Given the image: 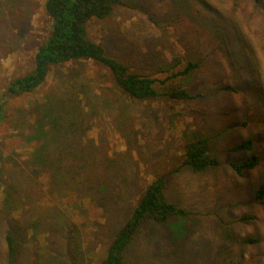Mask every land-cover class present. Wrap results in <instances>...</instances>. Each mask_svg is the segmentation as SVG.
Masks as SVG:
<instances>
[{"label":"rangeland","instance_id":"rangeland-1","mask_svg":"<svg viewBox=\"0 0 264 264\" xmlns=\"http://www.w3.org/2000/svg\"><path fill=\"white\" fill-rule=\"evenodd\" d=\"M44 1L0 0V264H100L144 186L181 163L195 134L220 164L183 167L166 189L194 214L143 225L123 264H264V199L254 195L264 184V0H122L89 22V37L132 69L197 60L185 82L201 96L180 101L129 98L89 59L10 91L48 33ZM73 101L80 115L62 114ZM67 126L77 130L60 150L79 160L44 143ZM248 138L260 162L237 173L253 151L234 146Z\"/></svg>","mask_w":264,"mask_h":264},{"label":"trees","instance_id":"trees-1","mask_svg":"<svg viewBox=\"0 0 264 264\" xmlns=\"http://www.w3.org/2000/svg\"><path fill=\"white\" fill-rule=\"evenodd\" d=\"M121 3L122 0H45L44 10L50 20L48 33L36 50L32 71L11 81L10 91L32 92L44 83L51 65L77 59H89L105 67L114 86L134 100L149 101L164 96L180 101L201 96V93L193 92L185 82V79L200 65L197 60L188 58L184 63L180 61L172 64L162 63L153 71H140L132 69L122 58L108 54L103 44L89 37V22L94 18H106L112 13L114 7ZM62 108L61 113L64 115L70 114L71 111L76 116L80 115L78 102L73 101L70 110L65 103L61 106ZM48 114L51 113L48 112ZM40 130L44 131V128L40 127ZM76 130L69 126L61 127L60 131L53 130L52 132H56L58 137L54 135L51 140L45 137L44 143L50 142L49 145L53 143L55 146L51 152L50 147L44 152L46 154L50 152L52 156L56 154L60 160L67 155H72L73 159L82 158L84 154L81 152L73 156L75 148L71 154L64 152L62 155L61 142L58 141L63 137L72 141L71 136ZM65 147L69 151L70 148L72 149L71 143L65 144ZM234 148L253 151L246 158L244 165H234L237 173H241L244 167L253 169L259 164V155L254 152L255 145L252 139H245ZM182 157L177 167L162 171L144 186L139 194L138 202L113 234L100 264H123L124 253L129 248V243L146 223L153 222L161 225L168 223L173 216L187 217L194 214L170 200L166 190L167 178L183 167L200 172L219 165L220 161L212 153L210 138L199 134L187 138ZM254 195L259 200L264 199V184L259 186ZM8 240L11 242L10 237ZM248 240L252 242L254 239Z\"/></svg>","mask_w":264,"mask_h":264}]
</instances>
